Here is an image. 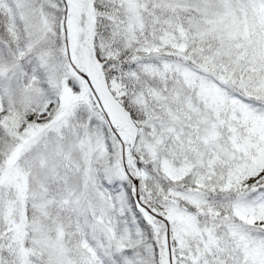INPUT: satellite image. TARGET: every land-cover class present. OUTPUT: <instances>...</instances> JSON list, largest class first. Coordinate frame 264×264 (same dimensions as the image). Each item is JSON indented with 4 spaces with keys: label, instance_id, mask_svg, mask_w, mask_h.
I'll return each instance as SVG.
<instances>
[{
    "label": "snow or ice",
    "instance_id": "snow-or-ice-1",
    "mask_svg": "<svg viewBox=\"0 0 264 264\" xmlns=\"http://www.w3.org/2000/svg\"><path fill=\"white\" fill-rule=\"evenodd\" d=\"M0 264H264V0H0Z\"/></svg>",
    "mask_w": 264,
    "mask_h": 264
}]
</instances>
